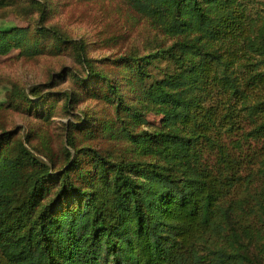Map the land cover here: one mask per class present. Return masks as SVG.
<instances>
[{
  "label": "trees",
  "instance_id": "1",
  "mask_svg": "<svg viewBox=\"0 0 264 264\" xmlns=\"http://www.w3.org/2000/svg\"><path fill=\"white\" fill-rule=\"evenodd\" d=\"M27 1L43 19V3ZM122 1L170 44L111 59L112 75L55 30L0 29V56L75 48L85 74L71 77L111 111L97 125L91 115L66 124L73 154L63 148L59 168L27 137L0 133V264H264L256 0ZM37 90L27 110L51 111ZM74 95H62L68 113ZM73 131L121 141L125 156L79 148Z\"/></svg>",
  "mask_w": 264,
  "mask_h": 264
},
{
  "label": "rangeland",
  "instance_id": "2",
  "mask_svg": "<svg viewBox=\"0 0 264 264\" xmlns=\"http://www.w3.org/2000/svg\"><path fill=\"white\" fill-rule=\"evenodd\" d=\"M37 1L43 3V19H40L36 8L32 10L28 7L30 3L27 0H16L17 4L0 10V29L27 28L36 31L35 34L38 33L37 27L55 30L68 42H82L87 57L94 60L95 69L108 75L113 72L111 59L128 53H142L159 42L170 44L122 0ZM251 10L254 16H264V0H256ZM39 39L45 42L44 38ZM48 41L52 44L51 39ZM45 48V51L32 56L19 49L0 56V133L12 131L17 138L27 137L37 151L59 158V168L65 163L61 157L63 148L73 154L65 143L66 124L77 122L79 118L85 120L87 115H91L97 125L99 119L111 114V111L103 100L95 99L90 90L80 88L71 77L74 74L82 78L85 74L76 60L75 48H62L60 51L48 46ZM88 84L92 86L94 81ZM32 88L38 89L37 94L44 98V105L53 103L51 111L27 110L29 102L26 98L32 103L38 100L30 95ZM66 94H75L70 113L63 110L61 98ZM21 95L25 99L18 97ZM159 119L153 114L147 116L152 125H158ZM73 137L79 148L112 152L116 158L125 156L124 144L101 132L85 139L83 133L73 131Z\"/></svg>",
  "mask_w": 264,
  "mask_h": 264
}]
</instances>
